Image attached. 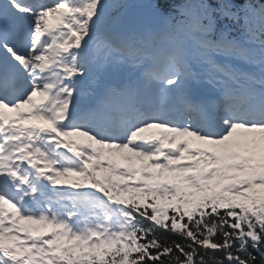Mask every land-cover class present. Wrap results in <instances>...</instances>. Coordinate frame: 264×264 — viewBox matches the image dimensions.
Here are the masks:
<instances>
[{
    "label": "snow or ice",
    "instance_id": "6c2138e0",
    "mask_svg": "<svg viewBox=\"0 0 264 264\" xmlns=\"http://www.w3.org/2000/svg\"><path fill=\"white\" fill-rule=\"evenodd\" d=\"M0 264H264V0H0Z\"/></svg>",
    "mask_w": 264,
    "mask_h": 264
}]
</instances>
